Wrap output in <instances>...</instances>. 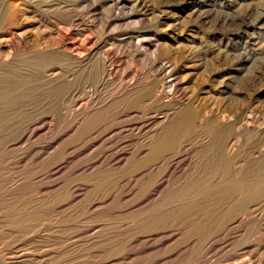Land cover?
Returning <instances> with one entry per match:
<instances>
[{
	"label": "rangeland",
	"instance_id": "374dc122",
	"mask_svg": "<svg viewBox=\"0 0 264 264\" xmlns=\"http://www.w3.org/2000/svg\"><path fill=\"white\" fill-rule=\"evenodd\" d=\"M9 2L26 9L65 3L77 27L92 24L91 37L104 41L116 66L99 98L112 93V99L122 78L125 85L162 83L165 74L157 70L167 59L181 88L169 100L135 99L131 90L108 102L115 115L98 112L77 131H70L71 119L44 116L40 121L49 130L24 135L23 126L39 109L19 118L0 115V264H264V189L241 206V188L228 194L220 181L229 169L264 183V0ZM116 8L123 9L127 25L105 26ZM130 12L135 23H128ZM56 15L49 21L67 19ZM40 34L32 40L42 42ZM131 35L134 40L142 35L144 45L131 43ZM27 61L25 72L16 69L9 79L0 74V88L34 84L40 68ZM44 62L68 67L56 64V57ZM74 73L69 85L88 98L93 82L80 68ZM63 85L60 79L47 83L40 100L20 105H47ZM13 98L22 100L19 93ZM184 99L206 118L216 112L235 117L236 146L223 151L212 170L203 165V146L194 142V132L157 164L134 160L146 155L150 139L163 130V123L151 125L153 117L174 115ZM202 140L207 145L208 138Z\"/></svg>",
	"mask_w": 264,
	"mask_h": 264
},
{
	"label": "bare ground",
	"instance_id": "6f19581e",
	"mask_svg": "<svg viewBox=\"0 0 264 264\" xmlns=\"http://www.w3.org/2000/svg\"><path fill=\"white\" fill-rule=\"evenodd\" d=\"M34 4V8L30 6L31 8L29 7V9H26L21 7L18 3H10L9 0L0 3V74L4 76V78L9 79L10 74L16 69L25 72L26 69H29L27 59H31L35 68H40L37 73L34 72V78L32 77V80L34 79V84L31 82H24L25 84L23 85L21 82L16 85H4L0 88V90H2L0 93L2 96V99L0 100V115L20 117L28 113L33 114L37 109L40 110L38 112V117H36L35 120L33 119L31 122L23 126L22 133H24V135L41 132L40 130L43 131L44 129L49 130L51 125L43 123L44 121H40L41 118H46L44 116H49V118L52 119L57 116L71 119L72 125L70 131H77L85 126L94 115H97L98 112L115 115L114 108L111 107L112 103H109L115 99L124 97V95L128 94L131 90L134 92L133 96L135 99H168L171 96H174L178 89L181 88H179V83L177 81L178 78H176V71L171 67L172 65L170 66L167 59L165 63L163 62L158 66L157 70L160 74H165V77L163 78L165 81L163 80L162 83H150L142 86L140 82L131 81L133 83L130 82V84L125 85L121 82L122 78L118 84L116 83L117 87L112 99L109 100L112 93H109L107 99H102V97L99 98V94L105 92L107 87L110 86L113 79L112 75H114L116 67L114 60L111 57V52L106 48L104 41L99 38V36L91 37L94 32L92 24L89 25L81 22L82 24H80V27H77V24H75L76 19L74 20V16L71 14V8L64 5L65 3ZM140 4H138V6L142 8L143 4ZM121 8H116L112 19L106 22L105 26L112 25L113 23L126 24L124 21L125 18H123L125 14H123V9ZM146 10L149 11L148 7ZM131 12L128 14V23H135V15ZM60 13L67 15V19L62 21V23H59V21L56 20L54 23L49 21V15L54 14L55 16ZM59 24H61V27L57 26ZM98 29L99 28H97V30ZM38 32H43L45 34V38L43 37L44 40L40 43V40L38 39L39 37H37L39 40H37L38 42L32 40V37ZM141 36H135V40L133 39V36L129 37L131 38V43H134L136 46H143L145 40ZM26 53H30L31 55L25 57L24 55ZM12 57L14 58L12 59ZM54 57L58 59L56 64L64 62L68 64V67L63 69L61 64H59V67L55 66L54 63L44 62L46 58L52 59ZM13 62H16V65L15 63L13 64ZM77 68H80L83 71V74H86L93 82L94 85L92 88H94L95 92L92 94H95V97L92 96V94H89L88 98L83 99L79 97V89L75 87V84L69 85L74 81V70ZM157 74L158 73L154 76H157ZM134 78L135 76L133 79ZM59 79L64 82L63 88L56 92L54 99L48 100L47 105H41L40 107L34 106L35 108L33 109L20 105L24 101L39 98L40 95L47 92V89L43 88L47 83H52ZM17 93H19L20 98L22 97L21 101H16V97L12 99ZM38 100H40V98ZM192 103V100L184 99L183 103H181V107H179V110L174 115L171 116L170 113L165 112L160 116H154L152 119V121H154H151V125L154 122L163 123V130L158 136L150 139V142L148 141V152L146 155L135 157L134 160L138 159V161L141 162L140 164L144 163V165L157 164L158 162L165 160V152L175 148H183L188 141L187 139L194 132V142H201L199 147L203 146L201 152L203 165H206V168L211 170L216 166L218 167L221 162L223 151H226L229 147L232 149L233 146H236V137L238 135L236 118L229 115V113L228 115H224V113L221 114L217 112L212 114L209 118H206V113L202 111V108L194 110L191 106ZM41 109H43V111ZM40 113L41 115H39ZM207 119H210L209 123ZM95 126L96 125H93L90 130H93ZM202 138H208L207 145H203L204 142ZM176 163H178V161H176ZM224 170L225 171L220 176V181L226 183V186L224 185L225 192L233 194L238 188H241V191L243 192L241 206L249 205L248 203L253 200L252 198H254L255 195L260 196L259 194L261 192L259 193V191L264 189V183L260 180V177L256 178L252 173L243 174L230 171L229 169ZM196 173L197 170L194 168L189 175L191 180L195 177ZM253 180L259 181L254 185V183H251ZM246 213L247 212H242V215H240L243 220Z\"/></svg>",
	"mask_w": 264,
	"mask_h": 264
}]
</instances>
